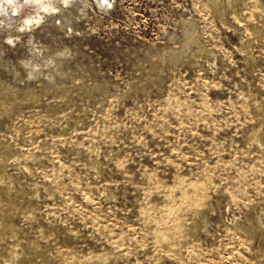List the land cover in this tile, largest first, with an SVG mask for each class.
I'll use <instances>...</instances> for the list:
<instances>
[{
  "label": "rangeland",
  "instance_id": "obj_1",
  "mask_svg": "<svg viewBox=\"0 0 264 264\" xmlns=\"http://www.w3.org/2000/svg\"><path fill=\"white\" fill-rule=\"evenodd\" d=\"M0 0V264H264V0Z\"/></svg>",
  "mask_w": 264,
  "mask_h": 264
},
{
  "label": "snow or ice",
  "instance_id": "obj_2",
  "mask_svg": "<svg viewBox=\"0 0 264 264\" xmlns=\"http://www.w3.org/2000/svg\"><path fill=\"white\" fill-rule=\"evenodd\" d=\"M8 2L11 3V0H8ZM28 2H29V0H25V3H28Z\"/></svg>",
  "mask_w": 264,
  "mask_h": 264
},
{
  "label": "bare ground",
  "instance_id": "obj_3",
  "mask_svg": "<svg viewBox=\"0 0 264 264\" xmlns=\"http://www.w3.org/2000/svg\"><path fill=\"white\" fill-rule=\"evenodd\" d=\"M100 2L105 4L106 3V0H101Z\"/></svg>",
  "mask_w": 264,
  "mask_h": 264
}]
</instances>
